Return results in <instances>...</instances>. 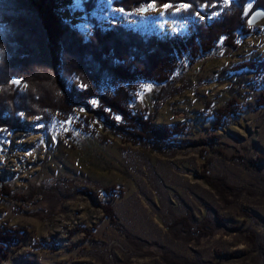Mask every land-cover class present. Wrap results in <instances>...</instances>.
Wrapping results in <instances>:
<instances>
[{"label":"rangeland","instance_id":"374dc122","mask_svg":"<svg viewBox=\"0 0 264 264\" xmlns=\"http://www.w3.org/2000/svg\"><path fill=\"white\" fill-rule=\"evenodd\" d=\"M83 1L57 0L63 19L87 32ZM110 1L97 0L89 14L101 27L118 21L162 38L188 35L185 21L168 15L167 3L134 12ZM237 43L231 52L221 49L190 64L183 54L172 83L140 82L132 108L150 116L155 128L183 126L172 149L131 145L100 120L79 124L82 112L65 122L53 119L47 129L31 118L30 130L0 128V186L15 194L0 193V228L24 232L0 264H264L239 233L253 229L264 237V105L257 104L264 71L234 70L264 59V18ZM230 99L243 112L213 129L212 112ZM90 104L91 110L97 101ZM202 167L233 185L236 198L221 200L204 183ZM108 185L122 190L114 197L99 191ZM103 204L113 210L112 222ZM187 215L191 226L209 221L212 234L195 238L173 223Z\"/></svg>","mask_w":264,"mask_h":264},{"label":"trees","instance_id":"16d2710c","mask_svg":"<svg viewBox=\"0 0 264 264\" xmlns=\"http://www.w3.org/2000/svg\"><path fill=\"white\" fill-rule=\"evenodd\" d=\"M249 2L252 4L245 13ZM151 3L159 8L169 4L168 15L185 21L188 35L162 38L155 32L134 31L118 21L107 28L101 27L97 19L89 16L97 9V0L83 1V12L90 24L87 32H80L63 19L57 0H0V128L5 132L30 130L28 119L31 118L47 129L53 119L65 122L82 112L79 124L88 126L92 120H100L114 136L131 145L153 152L165 145L172 149L170 141L184 134L183 126L155 128L150 116L132 108L140 82L153 81L160 86L172 83L173 72L183 54L190 64L221 49L231 52L237 47L239 35L245 38L253 31V26H248L245 20L255 8H264V0L110 1L114 7L134 12ZM185 4L187 9H179L172 15ZM197 13L203 20L213 16L209 21L191 19ZM246 68L255 74L263 72L264 59L244 61L234 70ZM93 99L97 105L90 110ZM257 104L264 105V92L260 93ZM242 112V107L230 99L212 112V128L225 125ZM116 117L122 122L117 123ZM79 124L77 128L81 127ZM201 170L204 183L221 200L230 203L232 199L228 196L236 198L238 190L225 178L210 177L207 169ZM0 187L1 195L15 196L5 185ZM121 190L111 185L99 188L110 197ZM100 208L112 222L110 206L103 204ZM191 219L187 215L173 223L195 238L214 231L209 221L204 219L191 226ZM239 233L264 263V237L253 229ZM23 234L21 228H0V263L7 247L22 240ZM33 244L37 248L42 242Z\"/></svg>","mask_w":264,"mask_h":264},{"label":"water","instance_id":"95a60500","mask_svg":"<svg viewBox=\"0 0 264 264\" xmlns=\"http://www.w3.org/2000/svg\"><path fill=\"white\" fill-rule=\"evenodd\" d=\"M262 18H264V8L257 7L251 12L248 18H246V22L248 26H255Z\"/></svg>","mask_w":264,"mask_h":264}]
</instances>
